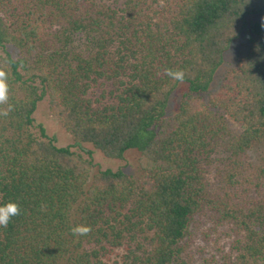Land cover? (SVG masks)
I'll list each match as a JSON object with an SVG mask.
<instances>
[{
  "label": "trees",
  "instance_id": "trees-1",
  "mask_svg": "<svg viewBox=\"0 0 264 264\" xmlns=\"http://www.w3.org/2000/svg\"><path fill=\"white\" fill-rule=\"evenodd\" d=\"M112 1L0 0V112L12 108L0 115V203L20 205L0 228V264H190L193 225L208 212L236 233L221 264H264V165L243 171L264 145V0ZM242 36L249 52L209 93ZM180 85L188 93L168 116ZM46 99L72 146L37 124ZM85 144L114 160L136 150L139 176L93 174ZM218 154L223 195L206 175ZM241 185L257 196L234 204ZM77 225L91 230L74 236Z\"/></svg>",
  "mask_w": 264,
  "mask_h": 264
},
{
  "label": "rangeland",
  "instance_id": "rangeland-1",
  "mask_svg": "<svg viewBox=\"0 0 264 264\" xmlns=\"http://www.w3.org/2000/svg\"><path fill=\"white\" fill-rule=\"evenodd\" d=\"M123 3L124 0H113L110 4L120 7ZM255 20L259 21L260 19L256 18ZM249 49V37L245 36H242L231 45L230 49L224 56L223 65L216 73L209 93H213L219 89L223 77L236 66L241 58L247 55ZM9 52L14 59L20 58V54L16 50L9 48ZM105 90L107 97L105 103L108 101L112 102V97H110L109 92L114 90L113 86L107 84ZM95 92L100 96L103 93V89L98 88ZM186 93H188V89L185 85H180L174 92L167 109L168 116H171L176 112L181 99ZM203 98L205 102H208L209 94H204ZM35 118L37 124H41L45 127L46 133L50 137H55L57 139L58 146L65 147L73 145V140L70 135L65 132L60 122L50 115L49 102L47 99L40 102ZM83 148L92 153L95 165L93 174L99 170L111 169L113 171L123 170L135 177L139 176L137 167L138 152L136 150L127 151L124 155V160H114L104 157L103 154L94 149L91 145L85 144L83 145ZM73 150H76L83 156L87 157L86 151L84 152L78 147ZM223 156L222 154H218V156L214 157L212 159V164L207 168L206 173L207 181L211 186L212 191L216 193L220 192V195H223V191L225 192V188L228 187L225 183V169L227 163L223 161ZM220 159L221 161H219ZM244 160V174L251 176L252 173H255V168L264 165V145L254 152H251L246 158H244ZM244 189L245 186L242 185L240 187L236 186V189L232 188L231 192L238 194V198L233 202L234 204H241L243 200L248 197L256 198L257 195L255 189L251 188L248 194L245 193V195H243L242 193L244 192ZM217 216L214 212H208V214L196 218L192 229L193 236L191 237V244L188 250V254H190V264H221L222 258L224 257L223 255L230 251L236 233L232 231V224L219 223ZM206 261L208 263H206Z\"/></svg>",
  "mask_w": 264,
  "mask_h": 264
},
{
  "label": "clouds",
  "instance_id": "clouds-1",
  "mask_svg": "<svg viewBox=\"0 0 264 264\" xmlns=\"http://www.w3.org/2000/svg\"><path fill=\"white\" fill-rule=\"evenodd\" d=\"M166 74L173 80L183 82L185 73L183 70L173 71L171 69L166 70ZM9 84L7 73L0 70V105L6 104L8 101ZM12 110L11 105L8 109L0 112V115L7 116ZM20 214V205L15 201H7L0 203V228H7L13 217ZM91 229L85 225H77L71 229L74 236H85Z\"/></svg>",
  "mask_w": 264,
  "mask_h": 264
}]
</instances>
